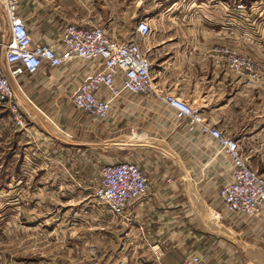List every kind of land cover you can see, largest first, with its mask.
I'll use <instances>...</instances> for the list:
<instances>
[{
	"label": "crops",
	"instance_id": "1",
	"mask_svg": "<svg viewBox=\"0 0 264 264\" xmlns=\"http://www.w3.org/2000/svg\"><path fill=\"white\" fill-rule=\"evenodd\" d=\"M19 11L33 42L56 48L68 26L102 27L110 37L125 40L133 35L127 37L122 30L125 15L149 22L152 34L139 43L152 61L158 91L194 105L212 125L239 141L252 169L264 178V4L234 5L231 0H20ZM235 44L242 56L263 62L262 79L252 82L234 73L230 55ZM94 72L92 64L75 61L23 77L16 90L25 108L27 127L14 132L6 127L9 117L0 115L1 158L6 155L0 163L1 175L11 170V143L19 158L12 166L20 178L27 160L38 162L53 141L60 143L61 134L73 138L67 134L68 123L85 132L93 128L94 120L77 111L72 101ZM102 94L110 97L106 91ZM110 116L116 132L129 128V135L121 137L146 140L156 157H176L171 163L173 170H163L156 181L150 179L149 193L132 203L124 217L118 218L105 208L115 217L113 222H119L122 254L134 252L141 258L140 264H158L154 249L165 253L163 264H183L200 252L213 264H264V209L252 217L220 214L214 209L216 199L203 197V189L210 190L208 196L212 189L232 182L231 161L214 139L190 133L174 110L152 94L122 95L113 101ZM64 148L67 156L69 149H74L71 144L58 149ZM95 159L85 158L81 170L102 172L110 165ZM43 163L47 162H38ZM1 181L11 182L8 178ZM35 182L49 188L64 185L52 179ZM68 182L65 186L75 187V181ZM16 183L26 187L24 179ZM208 202L211 210L203 211V203ZM202 219L207 221V230L201 223L196 225Z\"/></svg>",
	"mask_w": 264,
	"mask_h": 264
},
{
	"label": "rangeland",
	"instance_id": "2",
	"mask_svg": "<svg viewBox=\"0 0 264 264\" xmlns=\"http://www.w3.org/2000/svg\"><path fill=\"white\" fill-rule=\"evenodd\" d=\"M231 3L263 5L264 0H231ZM125 16L122 30L128 37L135 32L134 27L138 19ZM0 27L2 39L8 43L9 24L5 8L1 4ZM239 47L235 44V56L246 57L242 56ZM0 61L8 70L9 67L4 61V52L0 55ZM250 61L252 65L249 70L243 68L240 71H233L244 80L257 82L258 79L263 78L259 75L263 73V62L257 59ZM23 77L30 76L23 75L11 79L18 99L16 89L19 83L23 84ZM45 91L48 92V89ZM0 115L9 117L6 127L10 130L15 132L19 129L13 125L8 109L2 104H0ZM112 117L110 116L106 121L94 120L93 128L87 132L76 125L70 127L67 121H63L65 125L68 123L67 134L72 135L73 138L61 134L63 136L58 137L60 143L53 141V144L48 146L50 149L37 159L39 163L42 160L47 163L39 165L38 162L32 163L27 160L20 178L14 169L15 166H12L14 163L15 165L19 163V158L17 148L11 143L8 152L11 160L10 173L1 175L0 172V264H135V262L140 264L141 258L137 259L134 252L121 253L122 238L119 222H113L115 217L108 214L95 196L101 170L82 171L81 164L85 158L92 159L93 156H96L95 161L100 163L104 161L106 164L133 163L138 165L151 181H156L161 179L163 170H173L174 166L171 163H175L173 159L176 157H156L152 145L146 140L131 141L127 137H121L129 135V128L123 127L122 131L116 132L118 130L115 129L116 124ZM71 130L73 133L70 132ZM2 133L0 124V136ZM62 144L73 145L74 149H69L68 156L65 154L67 149H58L63 147ZM3 158L5 159L6 155L1 158L0 153V163ZM67 163L70 164L66 165ZM7 178L11 182L13 180V183L1 181ZM18 178L26 180V187L17 186ZM40 179L58 180L64 182V185L57 184V187L53 188L40 187L35 182ZM71 180L76 182L75 187L65 186ZM221 189L218 188L216 191L212 189V193L208 196L210 190L203 189L206 196L201 195L206 200L215 198L217 207L214 209L220 214H229L220 197ZM208 205L209 202L203 203V211L211 210ZM97 216H102L100 221ZM200 223L201 228L207 230L205 226L207 221H197L196 225ZM200 253L205 258L204 252Z\"/></svg>",
	"mask_w": 264,
	"mask_h": 264
},
{
	"label": "built area",
	"instance_id": "3",
	"mask_svg": "<svg viewBox=\"0 0 264 264\" xmlns=\"http://www.w3.org/2000/svg\"><path fill=\"white\" fill-rule=\"evenodd\" d=\"M9 24L10 41L2 39L0 27V55L4 52L6 70L0 61V104L6 106L14 126L27 127L25 108L17 98L11 84L12 78L34 76L43 68L58 69L75 61L93 65L95 72L83 82L73 98L74 108L93 120L106 121L112 111L113 101L122 95L156 96L174 110L190 133H199L214 139L232 164V182L223 187L220 197L231 215L252 217L264 209V178L250 164V159L236 141L210 123L200 109L171 93L158 91L153 79V64L142 50L139 40L152 34L149 22H138L130 39L110 37L102 27H66L61 34L59 48L35 44L23 18L20 0H0ZM231 53V52H230ZM229 53V54H230ZM234 70H249L250 58L230 55ZM106 91L110 97L103 96ZM151 181L143 170L133 163L106 165L95 190L99 203L115 216L122 217L130 205L143 199L150 191ZM158 264L165 253L155 250ZM183 264H213L200 254L187 257ZM220 264V263H214Z\"/></svg>",
	"mask_w": 264,
	"mask_h": 264
}]
</instances>
